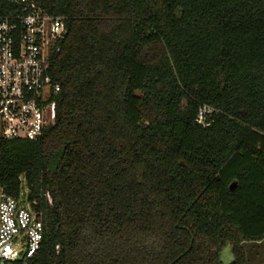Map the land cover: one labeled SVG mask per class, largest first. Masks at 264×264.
<instances>
[{"label":"trees","instance_id":"16d2710c","mask_svg":"<svg viewBox=\"0 0 264 264\" xmlns=\"http://www.w3.org/2000/svg\"><path fill=\"white\" fill-rule=\"evenodd\" d=\"M57 118L0 138L46 226L30 264H249L264 241V0H41ZM9 10L0 0V15ZM203 106L214 110L198 124Z\"/></svg>","mask_w":264,"mask_h":264},{"label":"built area","instance_id":"2783aa9c","mask_svg":"<svg viewBox=\"0 0 264 264\" xmlns=\"http://www.w3.org/2000/svg\"><path fill=\"white\" fill-rule=\"evenodd\" d=\"M0 15V138L37 141L57 118L61 87L49 75V59L66 33V19L53 16L41 0H5ZM214 110L203 106L198 124ZM43 215L28 202L23 183L18 197L0 181V264H30L41 251Z\"/></svg>","mask_w":264,"mask_h":264},{"label":"rangeland","instance_id":"374dc122","mask_svg":"<svg viewBox=\"0 0 264 264\" xmlns=\"http://www.w3.org/2000/svg\"><path fill=\"white\" fill-rule=\"evenodd\" d=\"M244 245L249 264H264V241L261 244L246 243ZM220 260L222 264H231L235 261V254L230 245L223 248Z\"/></svg>","mask_w":264,"mask_h":264},{"label":"crops","instance_id":"0c3cea01","mask_svg":"<svg viewBox=\"0 0 264 264\" xmlns=\"http://www.w3.org/2000/svg\"><path fill=\"white\" fill-rule=\"evenodd\" d=\"M262 243V242H261ZM261 243H258V244H261Z\"/></svg>","mask_w":264,"mask_h":264}]
</instances>
